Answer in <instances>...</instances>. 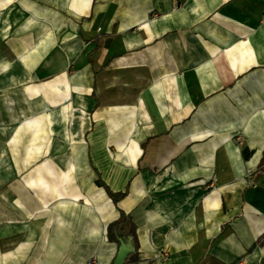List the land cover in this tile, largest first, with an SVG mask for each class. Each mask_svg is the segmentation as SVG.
I'll return each mask as SVG.
<instances>
[{
	"label": "crops",
	"instance_id": "0c3cea01",
	"mask_svg": "<svg viewBox=\"0 0 264 264\" xmlns=\"http://www.w3.org/2000/svg\"><path fill=\"white\" fill-rule=\"evenodd\" d=\"M263 154L264 0H0V264H264Z\"/></svg>",
	"mask_w": 264,
	"mask_h": 264
},
{
	"label": "trees",
	"instance_id": "16d2710c",
	"mask_svg": "<svg viewBox=\"0 0 264 264\" xmlns=\"http://www.w3.org/2000/svg\"><path fill=\"white\" fill-rule=\"evenodd\" d=\"M251 155V153H244L246 159ZM259 171L264 172V154ZM97 185L106 190L108 196L113 200L116 206L118 202L125 197V193H114L101 179L97 180ZM107 237L110 243H116L118 245V249L121 247L122 242L128 246L130 254L125 264H138L139 242L137 237V225L130 215L120 211V218L108 225Z\"/></svg>",
	"mask_w": 264,
	"mask_h": 264
},
{
	"label": "water",
	"instance_id": "95a60500",
	"mask_svg": "<svg viewBox=\"0 0 264 264\" xmlns=\"http://www.w3.org/2000/svg\"><path fill=\"white\" fill-rule=\"evenodd\" d=\"M129 254H130V249L124 242H122L121 247L118 250V253L114 259L113 264H125Z\"/></svg>",
	"mask_w": 264,
	"mask_h": 264
},
{
	"label": "rangeland",
	"instance_id": "374dc122",
	"mask_svg": "<svg viewBox=\"0 0 264 264\" xmlns=\"http://www.w3.org/2000/svg\"><path fill=\"white\" fill-rule=\"evenodd\" d=\"M96 263H97L96 259H91L88 261V264H96Z\"/></svg>",
	"mask_w": 264,
	"mask_h": 264
},
{
	"label": "built area",
	"instance_id": "2783aa9c",
	"mask_svg": "<svg viewBox=\"0 0 264 264\" xmlns=\"http://www.w3.org/2000/svg\"><path fill=\"white\" fill-rule=\"evenodd\" d=\"M238 144L243 145L244 142L241 139H238Z\"/></svg>",
	"mask_w": 264,
	"mask_h": 264
}]
</instances>
